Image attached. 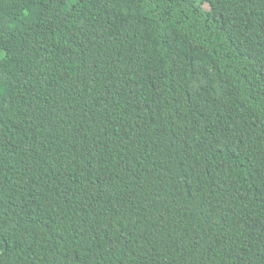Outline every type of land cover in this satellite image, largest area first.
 <instances>
[{
	"label": "trees",
	"instance_id": "trees-1",
	"mask_svg": "<svg viewBox=\"0 0 264 264\" xmlns=\"http://www.w3.org/2000/svg\"><path fill=\"white\" fill-rule=\"evenodd\" d=\"M0 264H264V0H0Z\"/></svg>",
	"mask_w": 264,
	"mask_h": 264
},
{
	"label": "rangeland",
	"instance_id": "rangeland-1",
	"mask_svg": "<svg viewBox=\"0 0 264 264\" xmlns=\"http://www.w3.org/2000/svg\"><path fill=\"white\" fill-rule=\"evenodd\" d=\"M206 7H208V6H206Z\"/></svg>",
	"mask_w": 264,
	"mask_h": 264
}]
</instances>
